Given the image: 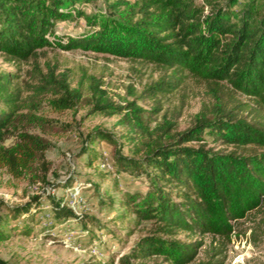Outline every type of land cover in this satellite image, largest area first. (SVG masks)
<instances>
[{
	"label": "trees",
	"instance_id": "trees-1",
	"mask_svg": "<svg viewBox=\"0 0 264 264\" xmlns=\"http://www.w3.org/2000/svg\"><path fill=\"white\" fill-rule=\"evenodd\" d=\"M93 1L0 0V53L20 61L33 58L36 51L46 47L81 49L165 69L186 68L193 75L214 81L213 85L225 82L234 92L252 97L258 109L264 110V0H248L238 9V0H228L205 14L203 6H197L194 0H115L104 12L88 15L78 7ZM76 18L83 19L84 32L64 40L54 34L56 23ZM33 78L35 83L26 90L31 95L19 99V92L11 85L12 75H0V103L7 108L0 111V170L13 179L46 184L44 152L48 142L25 130H15L14 142L3 145L17 117H25L16 114L17 103L50 95L53 99L49 103L62 111L79 101L80 92L68 87L65 75L55 77L50 70ZM165 87L174 88L159 81L144 92L151 97L166 92ZM88 90L95 111L121 114V123L140 136L135 149L139 156L128 158L114 148L113 165L117 173L144 177L147 189L142 195L124 193L117 203L136 221L150 222L152 228L135 241L118 264L151 258L163 264H189L201 242L180 241L176 238L179 232L228 240L231 222L251 211L257 212L261 216L259 224L263 223L261 122L241 115V108L226 109L214 102L207 113L199 112L193 125L182 132L169 133L168 122L149 130L141 110L132 102L109 100L92 77ZM29 121L39 123L41 118L31 117ZM205 138L231 149L207 147ZM94 139L115 144L109 132L93 130L86 134L85 146L92 147ZM85 146L81 152H87ZM68 186V181L62 184ZM49 202L54 217L72 216L64 203L53 198ZM31 207H38V197L7 208L0 227L8 218L16 220L28 214ZM203 264L221 263L209 258Z\"/></svg>",
	"mask_w": 264,
	"mask_h": 264
},
{
	"label": "rangeland",
	"instance_id": "rangeland-1",
	"mask_svg": "<svg viewBox=\"0 0 264 264\" xmlns=\"http://www.w3.org/2000/svg\"><path fill=\"white\" fill-rule=\"evenodd\" d=\"M115 0H94L78 6L85 14L104 12ZM130 2L134 0H128ZM203 6V13L212 7L222 6L228 0H194ZM248 0H238L235 9ZM208 2L210 6L208 5ZM86 30L81 18L58 22L53 31L64 40ZM57 77L66 76L70 89L80 92V99L71 109L56 110L49 101L50 95L31 98L18 104L13 128L5 137L4 146L14 142V131L25 130L38 135L46 142L44 152L47 162L46 184L31 182L27 178L13 179L0 170V219L7 208L21 205L38 197V207L16 220L7 219L0 227V261L5 264H118L135 241L152 228L148 221H136L117 200L124 193L142 195L147 185L144 177L117 173L113 165V150L122 156L137 158L140 136L121 123V114L106 115L95 111L91 103L88 81L92 77L99 83L109 100L132 102L141 110L142 121L149 130L169 123V133H179L190 128L199 112L207 113L214 102L226 109L238 107L241 115L256 119L264 125V110H259L253 98L234 92L225 82L206 80L193 75L186 68L156 66L151 63L115 58L76 49L61 51L46 47L36 51L33 58L10 60L0 53V75L11 74V85L19 92V99L29 96L27 87L34 82L32 76L48 71ZM164 81L173 89L148 96L147 86ZM31 95V94H30ZM32 97V96H31ZM7 108L0 103V111ZM31 117L41 118L31 123ZM253 117V118H251ZM93 130L109 132L115 141L84 144L86 134ZM207 147L230 150L205 138ZM189 146H197L189 143ZM87 148V152L81 149ZM68 181V187H62ZM64 203L72 216H53L50 199ZM251 211L243 218L231 222L228 240L218 236L190 235L179 232L180 241H200L201 247L189 264H203L209 258L221 264H264V221ZM251 232L254 237L251 238ZM130 264H163L158 258L130 260Z\"/></svg>",
	"mask_w": 264,
	"mask_h": 264
}]
</instances>
